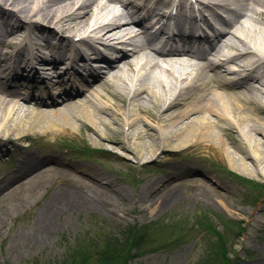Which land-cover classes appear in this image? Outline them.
Instances as JSON below:
<instances>
[{"label": "bare ground", "instance_id": "1", "mask_svg": "<svg viewBox=\"0 0 264 264\" xmlns=\"http://www.w3.org/2000/svg\"><path fill=\"white\" fill-rule=\"evenodd\" d=\"M116 1L0 0V157L9 150L18 156V168L0 179V229L39 190L64 180L29 228L14 231L19 244L30 245L33 235L59 230L58 216L66 222L71 213L92 208L114 213L104 188L126 193L91 163L50 149L27 152L24 141L35 134L54 139L85 130L94 137L82 138L93 147L104 146L120 159L116 150L121 149L137 164L168 163L175 152L203 151L246 177L264 179V0H194L197 11H209L218 25L213 37L184 43L143 24L139 0L121 1L125 12ZM107 18L111 23L101 26ZM65 60V77H49L50 69L64 66ZM99 60L102 67L96 72L93 64L99 66ZM16 65L26 70L22 74L28 72V81L21 82ZM81 67L95 75L86 84L76 83L75 93L67 85L82 76ZM15 89L32 99L16 97ZM195 166L169 165L166 174L146 181L142 198L158 193L150 208L161 210L185 198L233 194L224 177ZM178 177H187L191 193H184L182 181L171 180ZM252 264H264V259Z\"/></svg>", "mask_w": 264, "mask_h": 264}, {"label": "rangeland", "instance_id": "2", "mask_svg": "<svg viewBox=\"0 0 264 264\" xmlns=\"http://www.w3.org/2000/svg\"><path fill=\"white\" fill-rule=\"evenodd\" d=\"M115 6L123 12L127 10L122 3L117 2ZM3 18L0 15V32ZM55 30L62 32L59 28ZM38 39L43 42L42 34ZM5 49L10 53L14 51L13 48ZM75 81L80 85L84 82L82 78ZM33 106L37 107V104L32 103ZM86 135L94 137L85 130L76 135H56L54 139L35 134L24 144L27 152L46 153L50 149L52 153L91 163L105 171L115 187L126 191L120 195L108 188L103 189L115 212L92 208L71 213L66 222L63 215L58 216L61 228L53 234H35L30 245L17 243L14 231L29 228L53 188L64 182L58 178L39 190L25 210L6 219L0 229V264H79L80 250L88 253L90 264L98 260L97 250L104 247V242L109 245L106 246L108 251H112V247L119 252L129 249L126 264H220L222 255H226L224 259L228 258L230 264H252L264 259V179L246 177L230 169L218 157L203 151L175 152L168 163L149 160L137 164L121 149L116 150L122 156L120 159L104 151V146L93 147L82 138ZM188 163L196 164L199 171L203 169L216 177H224L233 194L208 200L185 198L165 209L150 208L160 196L155 192L142 198L146 181L166 174L171 164ZM17 168V153L9 150L1 155L0 179ZM196 176L199 175L196 173L189 178ZM186 178L171 180L182 181V190L188 194L192 187L185 185ZM84 189H87L86 184Z\"/></svg>", "mask_w": 264, "mask_h": 264}, {"label": "trees", "instance_id": "3", "mask_svg": "<svg viewBox=\"0 0 264 264\" xmlns=\"http://www.w3.org/2000/svg\"><path fill=\"white\" fill-rule=\"evenodd\" d=\"M205 226H208L209 228H211V226L209 225H205ZM211 230V229H210ZM241 230V229H240ZM103 248L102 249H98L97 250V261H93L94 264H126L125 263V258H126V255L128 254L129 252V249H125L123 252H119L117 251H114V247H112V251H108L106 250V246L109 247V245H107L105 242L103 244ZM132 246V244H131ZM81 253L80 255V260H79V264H89V256H88V253L85 252L84 250H80L79 251ZM226 255H222V263L220 264H230L231 261L228 259V258H225ZM75 257V256H74ZM120 258H122L120 260ZM90 263V264H93Z\"/></svg>", "mask_w": 264, "mask_h": 264}]
</instances>
